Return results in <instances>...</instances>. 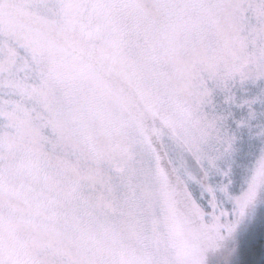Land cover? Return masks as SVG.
<instances>
[{"label":"snow or ice","instance_id":"6c2138e0","mask_svg":"<svg viewBox=\"0 0 264 264\" xmlns=\"http://www.w3.org/2000/svg\"><path fill=\"white\" fill-rule=\"evenodd\" d=\"M257 219L264 0H0V264H249Z\"/></svg>","mask_w":264,"mask_h":264},{"label":"rangeland","instance_id":"374dc122","mask_svg":"<svg viewBox=\"0 0 264 264\" xmlns=\"http://www.w3.org/2000/svg\"><path fill=\"white\" fill-rule=\"evenodd\" d=\"M256 110L260 111V106L257 105L256 106ZM237 118H240L242 115L246 114V110L245 113H241L239 110H237ZM244 139L246 140V134L244 136ZM252 149H246V151L244 152V158L243 159H238V163H249L251 161L252 157ZM264 227V220L261 219H257L252 223H247L245 225L241 226V229L238 230L237 233V238H239L241 235H248L250 238V242L252 245V251L249 257V264H251L252 260H254V256L256 254V247L258 246V242H259V231L260 229H263Z\"/></svg>","mask_w":264,"mask_h":264},{"label":"trees","instance_id":"16d2710c","mask_svg":"<svg viewBox=\"0 0 264 264\" xmlns=\"http://www.w3.org/2000/svg\"><path fill=\"white\" fill-rule=\"evenodd\" d=\"M256 247V254L251 264H264V227L259 231V242Z\"/></svg>","mask_w":264,"mask_h":264}]
</instances>
